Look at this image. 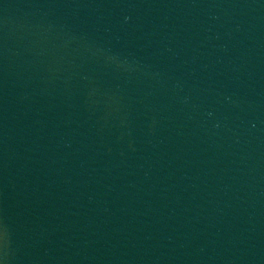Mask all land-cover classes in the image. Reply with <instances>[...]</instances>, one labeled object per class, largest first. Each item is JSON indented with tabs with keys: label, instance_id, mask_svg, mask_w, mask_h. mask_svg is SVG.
Wrapping results in <instances>:
<instances>
[{
	"label": "water",
	"instance_id": "95a60500",
	"mask_svg": "<svg viewBox=\"0 0 264 264\" xmlns=\"http://www.w3.org/2000/svg\"><path fill=\"white\" fill-rule=\"evenodd\" d=\"M0 264H264V0H0Z\"/></svg>",
	"mask_w": 264,
	"mask_h": 264
}]
</instances>
